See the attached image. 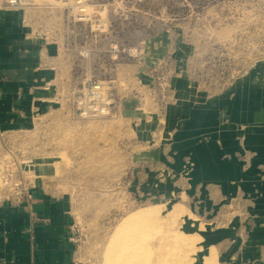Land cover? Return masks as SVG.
I'll use <instances>...</instances> for the list:
<instances>
[{"label": "rangeland", "instance_id": "obj_1", "mask_svg": "<svg viewBox=\"0 0 264 264\" xmlns=\"http://www.w3.org/2000/svg\"><path fill=\"white\" fill-rule=\"evenodd\" d=\"M29 1L0 8L59 46L58 75L31 126L0 132V203L15 182L64 198L77 264H190L194 253L195 264H234L255 216L204 208L193 157L173 158L174 124L204 104L221 111L235 84L264 107V0H91L83 19L67 2ZM89 80L108 114L77 110Z\"/></svg>", "mask_w": 264, "mask_h": 264}, {"label": "crops", "instance_id": "obj_2", "mask_svg": "<svg viewBox=\"0 0 264 264\" xmlns=\"http://www.w3.org/2000/svg\"><path fill=\"white\" fill-rule=\"evenodd\" d=\"M21 17L0 8V132L31 126L34 107L51 99L56 88L59 46L31 33ZM242 85L235 84L221 111L209 113L204 104L200 116L189 113L178 119L172 149L174 160L193 157V182L206 210L241 207L255 216L239 250L231 255L234 264L264 257V107L257 108ZM160 149H155L156 158L162 157ZM247 150L258 152L257 157L243 158ZM32 193L29 205L7 199L0 203V264H74L68 203L40 188ZM229 198H234L232 209L226 203ZM208 253L205 256H211V248ZM197 259L194 253L190 264Z\"/></svg>", "mask_w": 264, "mask_h": 264}, {"label": "built area", "instance_id": "obj_3", "mask_svg": "<svg viewBox=\"0 0 264 264\" xmlns=\"http://www.w3.org/2000/svg\"><path fill=\"white\" fill-rule=\"evenodd\" d=\"M64 1L78 9L80 18H85L84 14L86 10V5L91 0H59ZM7 5L10 9H23L24 6L31 7V2L29 0H7ZM74 102L77 110L80 111L81 115H99L103 116L109 113L110 104L112 103L109 99L103 94L102 83L99 81H88L87 85H84L82 90L75 94ZM8 179V178H7ZM14 193L11 196H8L7 200L13 204L20 205L26 203L29 205L30 201L33 198L32 189L30 186H23L15 182L14 184ZM73 241L74 238H71ZM74 264H77L74 262Z\"/></svg>", "mask_w": 264, "mask_h": 264}, {"label": "bare ground", "instance_id": "obj_4", "mask_svg": "<svg viewBox=\"0 0 264 264\" xmlns=\"http://www.w3.org/2000/svg\"><path fill=\"white\" fill-rule=\"evenodd\" d=\"M51 2H53V1H51ZM55 2H56V1H55ZM90 18H91V19H93L92 15H91V17H90ZM91 19H90V20H91ZM84 115H85V114H84ZM89 115H92V114H89Z\"/></svg>", "mask_w": 264, "mask_h": 264}]
</instances>
